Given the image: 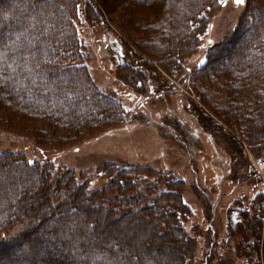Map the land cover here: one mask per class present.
I'll list each match as a JSON object with an SVG mask.
<instances>
[{"label":"rangeland","instance_id":"obj_1","mask_svg":"<svg viewBox=\"0 0 264 264\" xmlns=\"http://www.w3.org/2000/svg\"><path fill=\"white\" fill-rule=\"evenodd\" d=\"M65 3V0H59L57 6L59 11L61 9L75 20L87 71L97 94L111 95L119 100L127 114L117 125L97 127L76 138L65 137L59 143L43 146L34 141V134L28 128L33 125L53 128L51 124L16 116L3 106L0 153L8 150L19 153L26 161L47 164L55 170L54 179L60 173L59 169L72 170L79 184L91 177L86 190L106 184L102 176L96 178L95 174L111 164L134 166L141 173L153 171L154 175L147 180L159 182L160 187L162 178L168 177L165 182L180 178L181 183L167 184L172 188L168 195L151 197L153 188H148L149 200L139 195L138 199L127 201L122 195L138 191L141 185L138 179L129 185L126 177L131 179V176L121 172L114 181L123 180L124 185L119 187L113 183L103 192L104 196L97 199L109 205V193L117 194L110 203L115 215L123 207L134 212L141 209L152 211L150 215L159 221L156 229L159 233L165 232L164 237L155 241L147 230L151 222L145 223L134 236L145 246L149 245L145 252L153 255L155 264H162L166 257L164 241L176 235L170 200L181 201V198L184 204L190 205L192 215L180 219L183 232L179 228L177 232L180 231L183 240L177 236L179 242L174 240L180 244L174 263L180 258L183 260L185 254L184 233L194 244V257L189 261L186 257L185 264H264V207L261 212L256 206L259 200L249 204L254 193L264 192V140L260 139L264 131L258 135L247 133L246 126L252 121L239 119L233 114L234 105L227 109L215 106L218 98L224 95L223 85L216 82L218 78L223 79L216 74H223L217 66L225 63L226 57L231 59V50L243 44L246 31L254 30L252 23H255L257 9L262 14L264 0H247V5L246 0L241 5L234 0H227V3L219 0L218 6L211 10L207 9L211 5L206 6L203 20H208L207 24L190 31L192 35L199 33L203 36L201 45L187 52L183 35L179 34L180 28L171 21L177 7L185 10L184 0H177L172 5L171 0H150L147 3L143 0L139 5L131 0H77L75 11L66 8ZM49 6L46 7L49 9ZM12 7L11 1L1 2L0 19H4V13L12 11ZM187 24L192 28L195 21L188 20ZM261 24L264 26V21ZM164 43L165 46L170 43L169 47L161 48ZM214 44L217 46L210 50L205 65V69H211L205 74L210 85L202 80L197 91L193 90L189 73L205 63L208 47ZM164 60L175 61L183 69L172 67L165 72L162 70ZM121 65H133L138 70L131 72L135 77L130 83L117 75L116 69ZM234 74L241 75V69ZM256 86L263 87L264 81ZM214 95L216 98L212 99ZM237 106L235 109H241ZM99 109H96L98 115ZM242 111L248 113L251 109L244 106ZM230 113L235 117L233 123L223 118ZM22 121L33 123L29 126ZM55 127L53 129L57 130L58 126ZM56 145L60 147H53ZM17 170L23 175L29 173L20 168ZM42 182L43 177L36 185L40 187ZM52 184L54 186V181ZM35 187H31V197L36 194ZM55 187L50 193L53 201L56 200ZM57 187L66 193L68 190L65 189L73 186L57 184ZM39 212L34 211L40 219ZM21 223L19 219L14 222L10 233H16ZM130 235L129 231L124 237L131 239ZM119 245L132 251L122 239ZM11 249L13 247H8L7 251ZM131 253L139 256L141 251L135 248ZM206 253L207 256L209 253L207 260L204 259ZM1 258L5 259V255L0 254Z\"/></svg>","mask_w":264,"mask_h":264},{"label":"trees","instance_id":"obj_2","mask_svg":"<svg viewBox=\"0 0 264 264\" xmlns=\"http://www.w3.org/2000/svg\"><path fill=\"white\" fill-rule=\"evenodd\" d=\"M10 1L13 4L12 11L5 12V18L0 19V113L3 106L8 107V112L16 116L50 123L53 128L57 125L58 129L63 130L30 126L33 121L28 123L22 121V124L26 123L30 126L28 129L33 132L34 136H31L34 137V141L43 146L51 142L59 143L65 137L76 138L97 127L103 128L120 123L127 114L126 108L111 95L110 99V96L97 94L98 90L91 82L87 71L85 54L82 51L75 20L61 9L59 11L57 6L59 0H0V3ZM131 1L138 5L143 3V0ZM144 1L147 3L150 0ZM65 2L66 8L70 11L76 10L77 0H65ZM173 2L177 0H171V5L174 4ZM184 2L185 10L177 7L171 21L180 28L179 34L183 35L185 43L183 45L186 46L184 50L187 52L197 49L203 37L199 33L192 35L190 31H196L207 24L208 20H203V15H206L205 7L211 5L207 8L211 10L212 7L218 6L219 0H184ZM48 4H50L49 9L46 7ZM245 4L247 5V0ZM261 7L264 8L263 3ZM263 13V9L262 14L257 9L255 23H252L254 30L246 31L243 44L231 50L233 52L231 59L226 57L225 63L217 66L223 74L219 72L216 74L223 79L218 78L216 82L218 85H223L224 95L218 98L216 104L214 103L215 106L226 109L234 105L233 114L238 115L239 119L252 121L248 122L249 126H246L248 132H246L250 134L255 132L257 135L264 131V86L261 88L256 86L257 83L264 81V26L261 24L264 21ZM188 20H194L195 26L189 27ZM169 45L170 43L165 46L164 43L161 48H167ZM214 46L215 44L207 48L205 63L189 73L193 90L197 91L202 80L210 85L205 74L211 69H205V65L208 54ZM162 67L165 72H169L172 67L183 69L181 64L171 60H164ZM135 68L133 65H121L116 69V73L130 83L135 77L131 72L138 71ZM123 69H128L130 72H123ZM239 69L242 74H234ZM204 76L205 79L202 78ZM214 98L215 95L212 99ZM237 105L241 109H235ZM244 106L251 111L248 113L242 111ZM96 109L100 110L99 115ZM233 114L230 113L223 118L233 123L232 121H235ZM2 118L3 116L0 115V121ZM67 129L69 130L66 132ZM260 139L264 140V133ZM18 154L8 150L0 153V254L5 255V259H0V264H139L140 262L155 264L153 255L145 252L149 245L145 246L134 236V233L143 228L145 223L151 222L149 226L147 225V230L155 241L164 237L165 232L159 233L156 229L159 221L154 215H150L152 211L141 209L134 212L129 207H123L119 214L115 215L110 203L117 194L109 193L107 197L109 205L98 202L97 198L103 197V192L113 183L119 187L124 185L123 180L114 181L121 172L131 176V179L126 177L129 185L132 186L136 179L141 185L138 191L122 195L127 201L138 199L139 195L149 200L146 193L148 188H153L151 197L159 194L168 195L172 192V188L167 184L172 185L173 182L179 181L181 183L180 178H172L170 180H173L172 182H165L168 177L162 178L163 185L160 187L159 182L147 180L154 175L153 171L141 173L134 166L111 164L95 174L96 178L102 176L106 184L86 190L91 177L86 179L87 182L79 184L72 175V170L59 169L60 173L56 174L57 178L54 179L53 167L33 160L26 161ZM18 168L29 173L23 175L17 170ZM41 177L43 182L39 187L36 184H39ZM57 184H65L66 187L72 184L73 187L65 189L68 190L65 193L57 187ZM34 186H36L34 192L36 194L31 197L30 190ZM52 187L56 188L55 201L50 196ZM258 200L260 203L256 206L262 212L264 192L254 193L249 204ZM170 202L169 206L172 208L170 215L174 220L176 235L173 239L171 237L164 241L167 254L162 264H185L186 257L188 261L194 257L192 256L193 241L191 239L188 241V237L183 233L186 239V246L183 248L185 254L183 260L180 258L174 263L178 257L176 252L180 248V244L174 240L178 242L183 240L180 231L177 232L179 229L183 232L180 219L182 217L188 219L192 215V210L183 203L182 198L181 201L170 200ZM34 211H40L38 213L41 215L40 219ZM160 213L162 214V211ZM18 219L22 222L20 228L16 233L11 234L12 226ZM43 224L45 226H42ZM129 231L132 237L126 239L125 233ZM121 239L126 247L132 251L137 248L141 254L137 256L131 253L132 251H127V248L121 247L119 245ZM8 247L13 249L8 250L10 253L6 254ZM208 257L209 253L208 256L206 253L204 259L207 260Z\"/></svg>","mask_w":264,"mask_h":264},{"label":"snow or ice","instance_id":"obj_3","mask_svg":"<svg viewBox=\"0 0 264 264\" xmlns=\"http://www.w3.org/2000/svg\"><path fill=\"white\" fill-rule=\"evenodd\" d=\"M222 3H227V0H221ZM234 2L237 4V5H241V4H244L245 3V0H234Z\"/></svg>","mask_w":264,"mask_h":264},{"label":"bare ground","instance_id":"obj_4","mask_svg":"<svg viewBox=\"0 0 264 264\" xmlns=\"http://www.w3.org/2000/svg\"><path fill=\"white\" fill-rule=\"evenodd\" d=\"M187 205V204H186ZM189 207H190V205H189Z\"/></svg>","mask_w":264,"mask_h":264}]
</instances>
